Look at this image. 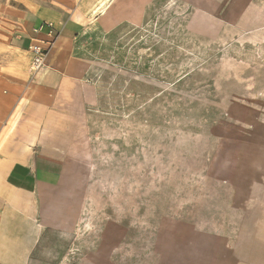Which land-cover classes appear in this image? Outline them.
I'll list each match as a JSON object with an SVG mask.
<instances>
[{
  "label": "crops",
  "instance_id": "crops-1",
  "mask_svg": "<svg viewBox=\"0 0 264 264\" xmlns=\"http://www.w3.org/2000/svg\"><path fill=\"white\" fill-rule=\"evenodd\" d=\"M102 1L0 0V46L25 57L0 68V264H112L104 243L83 259L74 254L86 196L72 155L101 94L87 59L96 53L83 41L114 27L113 9L97 11ZM178 1L200 8L206 38L249 33L252 56L243 61L255 71L238 79L261 86L240 89L239 130L213 139L218 226L178 224L156 264H264V0ZM33 40L48 61L31 76Z\"/></svg>",
  "mask_w": 264,
  "mask_h": 264
},
{
  "label": "rangeland",
  "instance_id": "rangeland-1",
  "mask_svg": "<svg viewBox=\"0 0 264 264\" xmlns=\"http://www.w3.org/2000/svg\"><path fill=\"white\" fill-rule=\"evenodd\" d=\"M109 8L113 30L83 41L96 53L87 59L101 94L72 155L86 196L74 254L83 259L104 243L112 264H156L178 224L218 226L213 139L239 130L240 89L261 84L238 79L255 71L243 61L252 56L249 33L206 38L200 8L178 0ZM24 61L13 45L0 46L2 70Z\"/></svg>",
  "mask_w": 264,
  "mask_h": 264
},
{
  "label": "built area",
  "instance_id": "built-area-1",
  "mask_svg": "<svg viewBox=\"0 0 264 264\" xmlns=\"http://www.w3.org/2000/svg\"><path fill=\"white\" fill-rule=\"evenodd\" d=\"M52 32L54 31V27L52 25H48ZM29 53L31 55V66L29 69V74L36 75L41 70H43L47 64L48 57V49H46L39 41L33 40L31 42V46L29 48Z\"/></svg>",
  "mask_w": 264,
  "mask_h": 264
},
{
  "label": "bare ground",
  "instance_id": "bare-ground-1",
  "mask_svg": "<svg viewBox=\"0 0 264 264\" xmlns=\"http://www.w3.org/2000/svg\"><path fill=\"white\" fill-rule=\"evenodd\" d=\"M111 2H112V0H107V2H103L101 5H99V7L97 8V11H101V14L103 16H106L108 14L109 6H110Z\"/></svg>",
  "mask_w": 264,
  "mask_h": 264
}]
</instances>
